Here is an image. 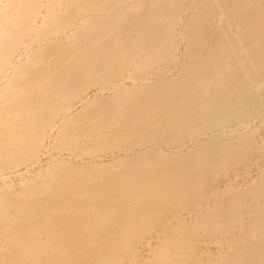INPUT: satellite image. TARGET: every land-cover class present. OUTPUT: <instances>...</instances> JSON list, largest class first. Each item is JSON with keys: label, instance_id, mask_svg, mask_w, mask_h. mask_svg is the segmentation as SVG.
<instances>
[{"label": "bare ground", "instance_id": "1", "mask_svg": "<svg viewBox=\"0 0 264 264\" xmlns=\"http://www.w3.org/2000/svg\"><path fill=\"white\" fill-rule=\"evenodd\" d=\"M8 1L0 264H264V0Z\"/></svg>", "mask_w": 264, "mask_h": 264}, {"label": "rangeland", "instance_id": "2", "mask_svg": "<svg viewBox=\"0 0 264 264\" xmlns=\"http://www.w3.org/2000/svg\"><path fill=\"white\" fill-rule=\"evenodd\" d=\"M45 3H46V1H42V4H41L42 5V8L38 11L39 12V14H38L39 17L37 18L38 22H37V25H36V27L38 28V30L36 29V31H38V32L41 31L44 28H50V27L54 26V24H49V23L46 24V22H43L42 21L43 15L52 13L51 12V9L48 8ZM64 8L65 7H63V6L56 7L55 9L52 8L53 9L52 11H55V12H57V11H63V10L65 11V9L68 10V8L69 9L73 8V5L67 6V8H65V9ZM13 16H17V15L14 12V8L10 5L9 1L8 0H0V32H1V28H2L1 26H2L3 19H8V18H11ZM62 24H64V23H62ZM34 34L33 35L36 37V34L37 33H34ZM34 36L30 35L31 38L28 36L26 39L23 36L22 41L27 43L31 39V43H32V46H33V50L35 51L36 50V47L39 45L38 42H39L40 38L39 37H38L39 39L37 37L36 38H33ZM33 39H38V40H33ZM62 40H63V35L62 34L59 37H56V41H62ZM41 43L42 44L43 43H46V41L45 42H42L41 41ZM33 50H32V52H33ZM6 66H8V64ZM133 68L134 67L130 65V66L126 67V69H123V72H122L123 75L120 76L121 78H119V80L117 81V83H120V82H122L125 79L124 82L127 85H129L131 83V81L133 80V78H138L140 80L142 78V75L144 73H141V75H140V73L136 72ZM17 76H18L17 74H13V75L8 76V78H13V80H17V79H19V76L18 77ZM6 78H7V76H6ZM20 78H23V77H20ZM128 78H129V80H127ZM4 83L5 82H1V79H0V91L1 92H5L6 90L8 91V90H13L14 89V86L13 85H10L9 82H6L7 85H6V83L5 84ZM94 93H95V90H93L91 88L90 90H88V97H93L94 96ZM82 97H85V96L82 95ZM79 108H80V106H76L73 111L76 112V111H78ZM54 154H57V153L54 152ZM63 155L66 158H70V154H69L68 151H63ZM98 158H101L102 161L105 162L108 159H110V155L109 154L100 153L98 155ZM46 160H47V157L44 156L41 159V164L40 165H36L34 167H31V165H29V167L26 168V166L23 165V164H21V166H20V165H17L15 163V164H10L8 167H5V169L3 171L0 170V197L1 196H5V195L7 197H12V196L15 197L17 191L20 190L22 181L24 179H27V178L30 179L31 177H33L34 174L36 173V171L38 169H40L39 166L42 165L43 167H45L46 166ZM4 175L6 177H4ZM8 185L10 187H7ZM185 215L187 216V214H185ZM175 224L176 223H174V222L172 223V225H175ZM163 225H165V224H163V223L158 224L159 228L162 227ZM166 225H169V224L166 223ZM152 234L155 235V233H153V232L151 233V235ZM148 235H150V233ZM144 242L146 243L147 241L144 240ZM215 249L216 248L213 247V250H215ZM147 252H148L147 250H143L142 253H143L144 258L147 257Z\"/></svg>", "mask_w": 264, "mask_h": 264}]
</instances>
